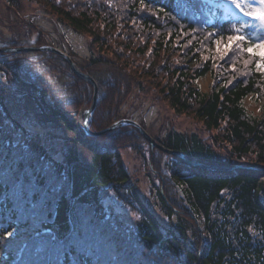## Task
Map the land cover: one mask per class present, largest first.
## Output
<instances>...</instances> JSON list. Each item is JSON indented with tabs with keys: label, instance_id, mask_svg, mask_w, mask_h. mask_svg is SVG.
<instances>
[{
	"label": "trees",
	"instance_id": "obj_1",
	"mask_svg": "<svg viewBox=\"0 0 264 264\" xmlns=\"http://www.w3.org/2000/svg\"><path fill=\"white\" fill-rule=\"evenodd\" d=\"M5 1L16 11L24 0ZM28 1L85 34L97 52L81 67L107 76L98 81L91 130L120 120L121 104L132 92L154 96L174 115L199 121L207 136L170 132L165 141L156 138L160 144L206 164L240 167L229 172L197 169L167 155L166 176L156 151L128 126L81 140L76 118L92 94L61 102L43 81L23 75L7 55H0L2 70L17 78L9 87L0 79V224L9 228L14 216H23L31 225L19 239L0 232V264H264V174L254 169L264 168V116L251 117L243 105L249 95L264 98V72L256 68L259 56L217 53L214 45L217 38L226 42L235 35L239 25L247 26L242 35L249 42L261 43L260 22L242 12L226 13L220 0ZM247 2L260 7L258 1ZM207 73L213 81L203 94L197 79ZM11 100L33 102L39 118L74 135L61 140L60 158L12 111ZM82 143L92 152L89 162L79 158ZM144 143L150 153L147 167L161 182L164 214L176 215V226L161 224L129 183L119 150L142 155ZM171 182L180 187L182 204L168 193ZM57 184L64 185L63 192ZM103 191L128 208L135 216L133 225L104 207ZM251 229L259 235L253 237ZM33 230L51 231L57 240L32 239ZM77 234L81 243L66 252L64 242Z\"/></svg>",
	"mask_w": 264,
	"mask_h": 264
},
{
	"label": "rangeland",
	"instance_id": "obj_2",
	"mask_svg": "<svg viewBox=\"0 0 264 264\" xmlns=\"http://www.w3.org/2000/svg\"><path fill=\"white\" fill-rule=\"evenodd\" d=\"M228 7L236 10L234 6ZM38 41H41L44 45L52 44L65 51L84 69L89 65L90 59L97 57V52L94 51L85 34L83 35L68 27L64 22L57 20L52 13L44 10L39 5L37 6L28 0H24L22 6L15 11L8 7L5 0H0V47L37 45ZM6 58L13 62L23 75L43 81L54 91L55 97L61 102L65 103L78 97L82 98V96L85 97L92 92V87L87 82L85 83L79 80L77 76H74L69 65L57 54L29 51L8 54ZM90 74L95 77L96 81H106L107 79L105 74ZM0 79L8 87L9 85L15 86L17 84V78L11 72L7 74L1 67ZM212 81L210 73L197 79L198 86L203 94L208 93ZM243 101L246 112L251 117L260 119L264 116V98L253 95L247 96ZM12 103L14 102L11 100L9 107L10 105L14 107L12 111L23 117L21 119L22 122L46 144L50 154H53L55 158H60L62 154L61 140L72 138L74 135L64 131L55 121L53 122L45 117L39 118L40 110L33 102ZM120 112L122 117L136 119L142 126L146 127L153 138H158L161 141H165L166 136L170 132L180 133L186 137L192 133L197 136L207 137L199 121L191 116L174 115L167 104L160 103L154 96L146 97L132 92L131 97L121 104ZM80 145L78 149L80 160L89 162L92 152L86 149V143ZM189 145L193 146L191 143ZM141 149L144 150L142 155H137L134 151L132 152L125 148L119 150L121 162H123L125 169L129 172V183L136 185L142 201L161 224L167 226L171 222V224L175 225L178 222L177 216L173 215L170 218L164 214L165 208L159 193L161 182H159L156 174L147 167L151 162L147 145L145 143L142 144ZM155 154L160 160L163 174L167 176L169 174L167 170V164L170 161L169 157L164 153H159L158 150H156ZM262 178L264 180V175ZM168 193L176 198L177 203L182 204L184 195L180 187L174 182L169 184ZM102 196H105L102 200L104 207L116 213L127 224H134L135 216L128 211L126 206H121L120 201L114 195L103 191ZM250 233L253 234V237L257 235L255 230L252 229ZM194 234L193 231L187 233L191 241L196 239L193 236Z\"/></svg>",
	"mask_w": 264,
	"mask_h": 264
},
{
	"label": "water",
	"instance_id": "obj_3",
	"mask_svg": "<svg viewBox=\"0 0 264 264\" xmlns=\"http://www.w3.org/2000/svg\"><path fill=\"white\" fill-rule=\"evenodd\" d=\"M40 52V51H46V52H52L54 54L59 55L62 59L66 61L67 64H69L72 72L77 75L80 79H82L85 83L87 82L92 87V100L90 105L87 108H83L80 110L78 114V129L80 130L83 137H99V135H103L106 133H110V131L116 130L118 128H121V126H130L137 130V132L143 137L146 138V140L150 144V149L152 151L155 150V148L161 150L165 154L173 155L179 159H182L187 165H191L194 168L198 169H215V170H221V171H233L235 168L240 166H233V167H227L225 165L220 164H205L202 161L197 160L194 157H188L183 152L179 150H174L171 148H165L160 143L157 142L156 139L152 138L147 130L142 127L138 121L135 119H129V118H122L119 121H116L112 123L109 127L104 128L103 130L99 131H93L90 129L89 122L91 120L92 114L94 113L98 101V91H99V85L97 84L96 80L91 74H88L87 72H83L79 66L72 60V58L68 55V53H65L63 50L61 51L59 48L53 46V45H29V46H18V47H0V54L5 55L7 53H13L18 54L19 52ZM255 169V168H254ZM258 171L264 173V168H256ZM255 169V170H256Z\"/></svg>",
	"mask_w": 264,
	"mask_h": 264
},
{
	"label": "snow or ice",
	"instance_id": "obj_4",
	"mask_svg": "<svg viewBox=\"0 0 264 264\" xmlns=\"http://www.w3.org/2000/svg\"><path fill=\"white\" fill-rule=\"evenodd\" d=\"M227 6H234L240 12L243 13L244 16H250L255 20H258L262 27H264V0H259L260 7L253 9L248 4L247 0H225ZM224 7V5H221ZM227 12V8H225ZM247 27L246 25H239L235 27V35H228L225 40L221 38H217L214 40V45L216 47L217 53L226 54L228 50L238 51L240 53H249L251 57L254 58L255 56H259L260 58L256 60V68L258 71L264 72V42L252 44L247 40V38L242 35L244 28ZM235 45V48L233 46ZM244 45H247L246 47ZM245 66H247L248 61H244ZM233 71H235V62L233 63ZM56 190L58 192L64 191L63 184H57ZM15 223L11 224L9 228L4 227L3 224H0V232L4 234L5 238L16 237L19 239L20 237H26L29 233L31 225L29 220L23 216H14L13 217ZM32 239L40 240H47L50 243H55L57 238L51 231H44L38 232L34 231L32 233ZM81 243L79 238V234L77 236L68 239L64 242V247L66 252H73V246ZM25 247H27V241L25 243ZM38 251L42 250L40 248L37 249Z\"/></svg>",
	"mask_w": 264,
	"mask_h": 264
}]
</instances>
